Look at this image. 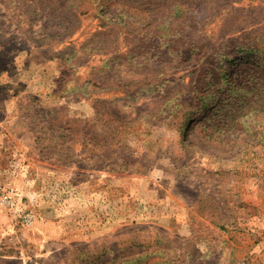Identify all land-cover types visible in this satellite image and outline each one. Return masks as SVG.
<instances>
[{
    "label": "rangeland",
    "instance_id": "374dc122",
    "mask_svg": "<svg viewBox=\"0 0 264 264\" xmlns=\"http://www.w3.org/2000/svg\"><path fill=\"white\" fill-rule=\"evenodd\" d=\"M65 1L0 0V264H264V114L231 105L264 0H197L177 49L163 0Z\"/></svg>",
    "mask_w": 264,
    "mask_h": 264
},
{
    "label": "trees",
    "instance_id": "16d2710c",
    "mask_svg": "<svg viewBox=\"0 0 264 264\" xmlns=\"http://www.w3.org/2000/svg\"><path fill=\"white\" fill-rule=\"evenodd\" d=\"M70 0H66L65 2H68ZM106 0H88V3L86 4V0H78L77 4L75 5L73 2L71 3V6H76V7H80L81 11H85L87 12L89 10L88 7H94L95 12H99V11H110L109 8H111L110 6L112 5H108L107 3H104ZM164 4L162 7V16L161 18H163V21H161L159 23L158 26H156V31L158 34H160L161 36L164 35L162 33L161 30H164L168 27H174V30H172L170 36L171 39L170 41L173 42L172 43V47H174L175 49H177V47H179L180 43H186L187 39L190 38L187 34H183L180 37H174V35L176 34H181V32H185L184 28L186 25H190L188 21L193 20V17L191 15H187V13H183L185 11H191L196 9V5H197V0H163ZM90 4V5H89ZM119 7V6H118ZM180 11L182 13H180ZM168 13V16L171 17L167 20V18L165 17V14ZM166 22H168V24H166ZM167 33V32H166ZM169 34V33H167ZM169 39V38H168ZM181 41V42H180ZM196 46H197V51L194 50H190L188 52H186V54L188 53H197L198 55L200 54V46L201 44L197 41V42H193ZM165 45V43L163 44ZM170 45V44H167ZM253 50L256 49V45L250 46ZM255 48V49H254ZM259 75L257 76V79H255V77H253V84H250V82H246L243 81L242 79L239 78L238 81L235 82L236 87L239 89V93L237 94L238 99L236 100V102L231 103V105L233 106V111L234 112H239L240 110L244 109V108H249L250 113H253V117L254 115H257L256 113H263L264 114V95L260 96L261 93H263L262 91L260 92L259 96H257L256 94H254V90L256 89L255 86H257L258 81L262 82V75L264 74V72L262 71V69L258 70ZM257 72V73H258ZM198 88V86H195L193 89ZM247 88V89H246ZM253 90V103L251 106V103L249 101V99L244 96L247 95V92H252ZM240 91H244V94L241 93ZM208 90H205L204 92L200 93V102L198 104V106L200 105L203 108H207L209 106V103L207 101V96H208ZM232 92V91H231ZM259 97H261V99H259ZM258 98V100L256 99ZM195 103L193 102L191 107H196L194 106ZM216 105V104H215ZM198 106L196 107V109L198 110ZM224 104H221L220 106V110H224ZM192 112H190L189 114H187L184 125H187V123L189 122V120H191L192 117V113L193 111H195V109H191ZM242 124L248 125L249 124V120H245V121H240ZM137 264V263H134Z\"/></svg>",
    "mask_w": 264,
    "mask_h": 264
},
{
    "label": "built area",
    "instance_id": "2783aa9c",
    "mask_svg": "<svg viewBox=\"0 0 264 264\" xmlns=\"http://www.w3.org/2000/svg\"><path fill=\"white\" fill-rule=\"evenodd\" d=\"M10 191L4 192L1 196V200L5 203L13 213L21 217L22 223L29 224L35 219V213L31 210H23L21 207H18L17 203L13 200Z\"/></svg>",
    "mask_w": 264,
    "mask_h": 264
},
{
    "label": "crops",
    "instance_id": "0c3cea01",
    "mask_svg": "<svg viewBox=\"0 0 264 264\" xmlns=\"http://www.w3.org/2000/svg\"><path fill=\"white\" fill-rule=\"evenodd\" d=\"M61 226L59 224H55L54 226V230H49L51 227L48 226V224H43V225H40L39 227H37V230L42 233V234H39L36 233L32 236V238L34 239V241H38L39 239H41L42 237H44L46 235L47 232L49 233H55L56 234H60L61 233ZM40 228V229H39ZM51 231V232H50Z\"/></svg>",
    "mask_w": 264,
    "mask_h": 264
}]
</instances>
